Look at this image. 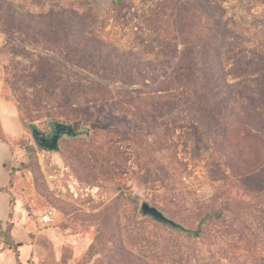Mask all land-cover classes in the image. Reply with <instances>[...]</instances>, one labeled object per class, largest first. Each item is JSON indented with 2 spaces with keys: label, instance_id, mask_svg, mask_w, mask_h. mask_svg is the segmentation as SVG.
I'll list each match as a JSON object with an SVG mask.
<instances>
[{
  "label": "rangeland",
  "instance_id": "1",
  "mask_svg": "<svg viewBox=\"0 0 264 264\" xmlns=\"http://www.w3.org/2000/svg\"><path fill=\"white\" fill-rule=\"evenodd\" d=\"M0 139L22 264H264V0H0Z\"/></svg>",
  "mask_w": 264,
  "mask_h": 264
},
{
  "label": "water",
  "instance_id": "2",
  "mask_svg": "<svg viewBox=\"0 0 264 264\" xmlns=\"http://www.w3.org/2000/svg\"><path fill=\"white\" fill-rule=\"evenodd\" d=\"M29 126L36 145L42 149L50 151L58 150V141L62 136L66 135L72 137L79 134V132L75 131L70 124L60 122L52 123V130L49 133L40 131L33 123H30ZM141 211L159 219L162 222H166L173 227H178L176 222L168 219L160 210L154 206H150L146 202L141 205Z\"/></svg>",
  "mask_w": 264,
  "mask_h": 264
},
{
  "label": "crops",
  "instance_id": "3",
  "mask_svg": "<svg viewBox=\"0 0 264 264\" xmlns=\"http://www.w3.org/2000/svg\"><path fill=\"white\" fill-rule=\"evenodd\" d=\"M3 107V106H1ZM4 108V107H3ZM0 152H1V157L3 158L4 155V159L6 158V154L9 152L10 153V149L8 148L6 142H4L3 140L0 139ZM6 153V154H5ZM5 162H7V159H5ZM2 163V162H1ZM6 164V163H5ZM4 185H0V202L3 203L2 206L0 205V223L3 220H6L9 218L10 216V199L5 201V189H4ZM8 207V208H7ZM15 237V238H14ZM17 236L14 235L12 237V239L10 241H14L15 244H18V246L16 247V249L18 250V257H16L14 254L11 255V253H9V250L6 249H1L0 248V264H22L23 261L22 260H26L27 254L31 255V253H29L31 251L30 249V245L28 243V241H26V239L23 238H16Z\"/></svg>",
  "mask_w": 264,
  "mask_h": 264
},
{
  "label": "built area",
  "instance_id": "4",
  "mask_svg": "<svg viewBox=\"0 0 264 264\" xmlns=\"http://www.w3.org/2000/svg\"><path fill=\"white\" fill-rule=\"evenodd\" d=\"M41 219L43 220V222L45 223H50L51 221H53V214L52 211L48 210L46 212H44L41 216Z\"/></svg>",
  "mask_w": 264,
  "mask_h": 264
},
{
  "label": "trees",
  "instance_id": "5",
  "mask_svg": "<svg viewBox=\"0 0 264 264\" xmlns=\"http://www.w3.org/2000/svg\"><path fill=\"white\" fill-rule=\"evenodd\" d=\"M213 53H215V52H213ZM233 103H236V100H233ZM11 214H12V210H10V215H11ZM4 244H5V243H4ZM18 244H19V243H18ZM18 244H15V248L18 246ZM18 253H19V252H18V250L16 249V250H15V256H16V257H18Z\"/></svg>",
  "mask_w": 264,
  "mask_h": 264
}]
</instances>
